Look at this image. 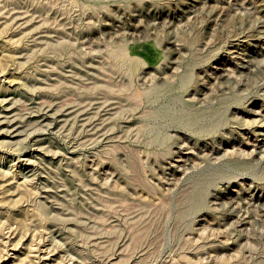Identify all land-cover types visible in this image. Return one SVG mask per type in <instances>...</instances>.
Returning a JSON list of instances; mask_svg holds the SVG:
<instances>
[{
	"label": "rangeland",
	"instance_id": "374dc122",
	"mask_svg": "<svg viewBox=\"0 0 264 264\" xmlns=\"http://www.w3.org/2000/svg\"><path fill=\"white\" fill-rule=\"evenodd\" d=\"M262 18L264 0H0V121L20 130L0 122V264H264V135L237 131L263 120Z\"/></svg>",
	"mask_w": 264,
	"mask_h": 264
},
{
	"label": "bare ground",
	"instance_id": "6f19581e",
	"mask_svg": "<svg viewBox=\"0 0 264 264\" xmlns=\"http://www.w3.org/2000/svg\"><path fill=\"white\" fill-rule=\"evenodd\" d=\"M253 1V0H252ZM255 2V1H254ZM250 6V5H249ZM258 6V5H257ZM255 8V7H254ZM249 9V8H248ZM251 10V9H250ZM261 11H262V9H261ZM258 12H260V9H258ZM254 13H255V11H254ZM250 16V15H249ZM257 28L258 29H260V32H264V18H262V21H261V23H260V25L259 26H257ZM258 37L257 38H260V35H257ZM130 62H131V60H129ZM227 76H229V75H227ZM6 102H7V98H5V97H3V98H0V108H4V106H5V104H6ZM244 113L246 112L245 110H242ZM250 112H252V113H254V112H257V113H259L262 117H263V120H264V114L261 112V110L260 109H258V110H251ZM241 113V112H240ZM241 115L242 114H239L238 116L241 118ZM237 116V117H238ZM13 118H4V119H2L0 122L1 123H4V126L6 127L5 129L6 130H4L3 131V133H4V135L5 136H10V137H12V136H14V135H16V134H18V133H20V130L18 129V123L16 122V124H14L12 121ZM239 119V118H238ZM262 120V118L261 117H257L256 119H252V120H250L249 122H247L248 123V126H246L245 124H244V122L243 123H239L238 122V133H240V134H243V133H249L250 135H249V137L247 136V142H249V141H254V145L255 146H258V142H259V139H260V141H262V139H263V135H264V133H263V129H260V130H254V128H251L250 127V125L251 126H256V127H262V126H264V121ZM236 129V128H235ZM245 129V130H244ZM9 137V138H10ZM11 141V140H10ZM228 143V142H227ZM179 144L180 145H178V148L176 149V150H173L172 151V158H175L176 157V160H181V158L184 156V155H186V153L188 152V151H184L183 149H186L187 147H183L184 145H186V143H181V142H179ZM229 144V143H228ZM240 143L238 144V146L237 147H239V148H237V149H239L240 150ZM207 148H209V152L211 153V154H215L216 152H217V149L215 148V147H213V146H211V147H207ZM232 149H236V147L234 148V146L232 147ZM233 152H236L235 150H233ZM239 152V151H238ZM263 152V151H262ZM261 152V153H262ZM240 153V152H239ZM264 153V152H263ZM260 156V155H259ZM264 157V155H261L260 156V159H262ZM31 162V159H30V157H28V158H21V159H18V160H16L15 162H13V168H15V167H17L18 168V170H17V172H16V176H20V177H22V180L19 182V183H21L22 181V183L24 184V182H29L27 179H29V174H28V169H27V165L25 166V164H26V162ZM1 167V166H0ZM25 169H27V171H24ZM12 172H13V170H12ZM27 184V183H26ZM235 203H238V201H235ZM236 205H233V207H235ZM232 207V208H233ZM234 214V213H233ZM235 215V214H234ZM231 218H232V216H231ZM231 222H232V224H231V226H242V225H244V221H243V219L241 218V217H236V218H232L231 219ZM13 232H14V230L13 229H9L8 230V232L6 233V235H3V237L1 238V241H3V239L5 238V240L3 241V243H4V245L6 246V244L5 243H7L8 242V240L10 239V237H12V235H13ZM5 251H6V249H5ZM33 251V252H32ZM31 253L32 254H30V255H34V257H38L41 261H44L43 260V258H46V254H45V250H43V249H41V248H32V250H31ZM2 258V257H1ZM0 258V259H1ZM42 258V259H41ZM47 258H48V254H47ZM0 263H1V261H0ZM3 264H5V263H3Z\"/></svg>",
	"mask_w": 264,
	"mask_h": 264
}]
</instances>
